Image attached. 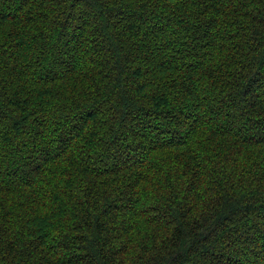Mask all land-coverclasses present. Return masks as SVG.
I'll use <instances>...</instances> for the list:
<instances>
[{
	"label": "trees",
	"instance_id": "obj_1",
	"mask_svg": "<svg viewBox=\"0 0 264 264\" xmlns=\"http://www.w3.org/2000/svg\"><path fill=\"white\" fill-rule=\"evenodd\" d=\"M0 264H264V0H0Z\"/></svg>",
	"mask_w": 264,
	"mask_h": 264
}]
</instances>
